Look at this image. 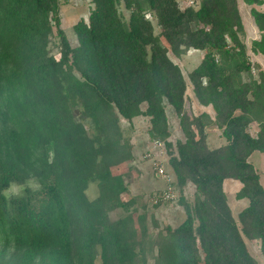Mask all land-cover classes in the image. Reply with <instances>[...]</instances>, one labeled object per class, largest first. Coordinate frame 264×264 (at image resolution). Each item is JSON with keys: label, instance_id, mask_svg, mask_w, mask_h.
Here are the masks:
<instances>
[{"label": "trees", "instance_id": "1", "mask_svg": "<svg viewBox=\"0 0 264 264\" xmlns=\"http://www.w3.org/2000/svg\"><path fill=\"white\" fill-rule=\"evenodd\" d=\"M91 1L73 45L60 0H0V264H260L248 240L264 257V184L250 159L264 153V69L239 0ZM244 1L262 32L251 49L264 54V0ZM192 49L203 55L186 75L175 58ZM190 86L204 109L188 110ZM139 116L166 143L177 226L149 223L147 206L123 197L137 154L122 121ZM210 126L224 144L210 145ZM227 179L248 200L238 217Z\"/></svg>", "mask_w": 264, "mask_h": 264}, {"label": "rangeland", "instance_id": "2", "mask_svg": "<svg viewBox=\"0 0 264 264\" xmlns=\"http://www.w3.org/2000/svg\"><path fill=\"white\" fill-rule=\"evenodd\" d=\"M189 1H194L193 4L198 5L201 0H181V5L185 6L189 3ZM60 14L62 18V26L65 29L71 43L73 45L78 44V36L75 29V25L81 20L85 19L88 20L89 13L93 8V3L91 0H60ZM239 7L241 14L243 16V20L245 23V32L242 35L243 40L245 41L250 58L253 62L259 64L264 69V54L261 53H254L251 49L252 42L256 39H259L262 36V32L258 29L254 17L252 15L251 9L252 5L247 4L244 0H239ZM258 8L264 10V4L258 5ZM156 32H160V28L156 25ZM58 40L54 39L52 43V52L59 57L60 56V47L58 46ZM202 51H198L195 49L190 50L187 54H185L182 58H175L178 61L184 71L185 74L188 73L198 64V62L202 58ZM255 73L257 70L255 69ZM191 88V86H190ZM190 98L187 103V108L190 111H197L200 106L198 101H196L192 96H194L193 90L189 89ZM205 108V107H204ZM202 108V109H204ZM170 115V123L172 126L173 134L170 137L172 141H176L178 138H183V132L180 128L179 117L169 109ZM123 130L126 135L130 133H134L136 125L133 123L131 126L128 121H122ZM125 124V125H124ZM145 123H140L138 126V132L140 136L145 137L147 134V129L145 128ZM216 127L215 133L216 136H220L218 132H221L217 126H210ZM208 127L207 130L210 128ZM258 131V124L256 122L252 123L250 126V132L252 134H256ZM209 134V133H208ZM222 136V135H221ZM213 137V136H212ZM216 138L211 139V145H217ZM159 158L164 160L167 165L168 161V149L166 146V152L159 155ZM251 161L255 164L257 170L262 175V183L264 184V153L256 151L251 156ZM136 161V160H135ZM133 161L130 165L126 164V168L128 169V175L130 176V188L129 191L126 192L123 197L125 199L133 200L136 202L135 206H137L140 212L144 211V206H147L149 223L153 222V220L157 219L161 226L165 225H173L177 226L185 217V212L183 207L179 204V191L177 190V197L175 200L171 201H161L158 199V195L163 190V184L160 180L159 182L155 179V174L152 172L150 167L145 163L142 162V166H137V164ZM153 167V166H152ZM168 168V167H167ZM155 171V169L153 168ZM156 173V171H155ZM157 174V173H156ZM158 175V174H157ZM163 179V178H162ZM174 180L175 176H174ZM166 183V182H165ZM240 182L234 179H227L225 182V188L228 195L229 202L232 206L234 214L238 217L239 212L243 209L247 203V199H238L237 192L240 188ZM21 190V187L18 185H13L8 190L9 194H17ZM89 196L95 197L97 195L96 187H92L89 190ZM195 193V186L192 183H189L185 190V195L189 198L193 197ZM162 202L161 204L157 205L156 202ZM134 206V207H135ZM116 217V213L114 214ZM248 245L250 247L251 252L257 258L260 264H264V257L261 253L260 242L257 239L248 240Z\"/></svg>", "mask_w": 264, "mask_h": 264}, {"label": "crops", "instance_id": "3", "mask_svg": "<svg viewBox=\"0 0 264 264\" xmlns=\"http://www.w3.org/2000/svg\"><path fill=\"white\" fill-rule=\"evenodd\" d=\"M199 51V50H198ZM201 61V60H200ZM200 61L198 62V64L200 63ZM197 64V65H198ZM196 65V66H197ZM195 66V67H196ZM190 90H192V86L191 88H189ZM195 99V98H194ZM192 100H193V97H192ZM204 108V106H200L199 109H202ZM211 115L214 116V112L212 111V109L208 108ZM140 123H145V128L147 129L148 126H149V120L147 117H144V116H139L137 117L135 120H134V124L136 125V129L135 131L138 130V126H140ZM125 125V124H124ZM131 126V125H130ZM132 128V126H131ZM181 128V127H180ZM133 130V128H132ZM215 130H216V127H210L207 131L209 133V143L211 145V139L212 138H216L217 139V142H219L217 145H211L212 147H218L222 144L225 143V139L221 136V132H218V134H220V136H216V133H215ZM133 131L134 133H130L129 137L132 138L133 140V144H134V147H135V150H136V154H137V157H136V161L135 163L137 164V166H142V162H145L149 167L150 169L152 170V172L155 174V179L156 181H162V184H163V189L166 187V183H165V180L162 179V177L158 176L155 171L153 170V167H152V160L150 158H147L146 157V154L151 151V144H150V136L149 134L146 132V136L145 137H142L140 136V134L138 132H135ZM217 131V130H216ZM126 135V134H125ZM213 136V137H212Z\"/></svg>", "mask_w": 264, "mask_h": 264}, {"label": "built area", "instance_id": "4", "mask_svg": "<svg viewBox=\"0 0 264 264\" xmlns=\"http://www.w3.org/2000/svg\"><path fill=\"white\" fill-rule=\"evenodd\" d=\"M194 1H189L188 4H193ZM151 151L146 154L147 158L152 160V166L155 169L158 176L162 177L166 182V187L157 196L159 200L171 201L175 200L178 193L174 185V176L168 172L166 163L159 158V155L166 152V143L161 139H151Z\"/></svg>", "mask_w": 264, "mask_h": 264}]
</instances>
